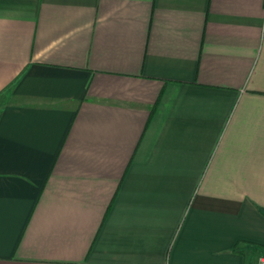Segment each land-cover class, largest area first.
Here are the masks:
<instances>
[{
    "label": "crops",
    "instance_id": "crops-1",
    "mask_svg": "<svg viewBox=\"0 0 264 264\" xmlns=\"http://www.w3.org/2000/svg\"><path fill=\"white\" fill-rule=\"evenodd\" d=\"M264 0H0V264H259Z\"/></svg>",
    "mask_w": 264,
    "mask_h": 264
},
{
    "label": "built area",
    "instance_id": "built-area-1",
    "mask_svg": "<svg viewBox=\"0 0 264 264\" xmlns=\"http://www.w3.org/2000/svg\"><path fill=\"white\" fill-rule=\"evenodd\" d=\"M259 264H264V256H261L259 259Z\"/></svg>",
    "mask_w": 264,
    "mask_h": 264
}]
</instances>
